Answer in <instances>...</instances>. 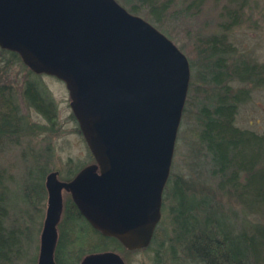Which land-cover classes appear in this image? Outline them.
Listing matches in <instances>:
<instances>
[{
  "label": "water",
  "instance_id": "1",
  "mask_svg": "<svg viewBox=\"0 0 264 264\" xmlns=\"http://www.w3.org/2000/svg\"><path fill=\"white\" fill-rule=\"evenodd\" d=\"M0 48L65 82L94 156L69 180L58 170L47 174L37 264H58L64 192L103 235L128 250L148 247L162 218L188 96V56L117 0H0ZM80 264L126 262L104 250Z\"/></svg>",
  "mask_w": 264,
  "mask_h": 264
},
{
  "label": "rangeland",
  "instance_id": "2",
  "mask_svg": "<svg viewBox=\"0 0 264 264\" xmlns=\"http://www.w3.org/2000/svg\"><path fill=\"white\" fill-rule=\"evenodd\" d=\"M117 1L127 9L130 8L129 0V2ZM183 1L185 0H176V4L169 8L162 22H156L145 9L133 13L144 17L168 35L188 58L193 55L192 46L197 37L226 32L228 41L236 48L235 51L233 50L235 59H247L264 66V0H191V13L187 16L181 12ZM225 9L234 14L237 20L227 16ZM174 15L178 18H173ZM195 72L196 69L192 68L171 174L164 192L163 217L151 244L138 250L111 245L91 250L90 244L99 246L104 241L89 231V236L86 238L81 237L82 235H79V239L74 237L76 240L74 248L72 247V254L76 255L81 249L77 264L86 254L104 250L118 252L126 264H175L174 262L178 260L191 263V254L182 249L177 239L179 231L173 223L175 213H172L171 206L175 203L173 190L177 179L182 180L185 186L192 184L202 189V186L206 185L207 189L209 188V192L203 190L205 193L196 195L195 200L207 202L210 215L224 227L239 228L244 222L264 224L263 214L251 211L245 213L240 203L232 197L228 198L225 193L219 192L216 178L211 176L208 178L206 173L203 178L200 177V169H204L207 165L209 167L211 164L204 163L206 159L202 162V159L193 158L197 123L195 117L198 106L203 100V95L193 88ZM30 81H37L38 85L44 86L47 94L55 101L57 117L54 122L49 121L29 103L26 88ZM0 84L9 86L21 118L32 126L31 130L26 129L20 134L13 135L12 140L0 149V163L5 170L6 183L10 188L11 216L16 214L19 217L16 227L24 232L25 239L22 257H19L14 264H37L40 237L47 209L45 185L47 174L58 170L60 179L69 180L82 167L92 163L94 156L73 113L70 94L63 80L46 73L37 74L31 71L11 52L2 51L0 48ZM227 84L233 92L244 90V88L248 90L246 99L238 105L236 125L242 129L263 132L264 85L255 86L237 79L228 80ZM200 88L208 90L209 86ZM43 185L46 192L38 195ZM68 198V192H64V201ZM66 217L64 213L63 220H66ZM81 227L84 232L87 229L90 230L86 229V225L82 224ZM75 233L79 234V232Z\"/></svg>",
  "mask_w": 264,
  "mask_h": 264
},
{
  "label": "trees",
  "instance_id": "3",
  "mask_svg": "<svg viewBox=\"0 0 264 264\" xmlns=\"http://www.w3.org/2000/svg\"><path fill=\"white\" fill-rule=\"evenodd\" d=\"M129 1L131 12L145 9L156 22H162L169 8L176 4V0ZM182 7L181 12L185 16L189 15L191 0L183 1ZM224 12L236 19L227 9ZM172 17L178 18L177 15ZM225 28L228 30V26ZM235 49L228 41L226 32L204 34L193 43V55L189 58L191 70L196 69L193 78L196 86L193 84V88L203 95L195 117L196 147L193 146V158L202 159V162L206 159L204 163L211 164L200 169L201 178L205 173L208 178H216L218 191L240 203L245 213L251 211L264 215V131L259 133L236 125L238 105L246 99L248 90L244 88L233 92L227 84L228 80L237 79L262 86L264 66L247 59H235ZM1 50L11 52L23 62L17 52ZM205 85L209 86L208 90L200 88ZM26 97L49 121H55L57 106L44 86L38 85L37 81H30ZM26 129L31 130L32 126L21 118L9 86L0 84V149L12 140L13 135ZM208 189L206 185L200 189L192 184L185 186L180 179L175 181V203L171 206L172 213H175L173 223L179 231L177 239L182 249L191 254L192 262L178 260L174 263L264 264V224L244 222L239 228L224 227L210 215L207 202L195 200L196 195L205 193L203 190L209 192ZM45 192L43 185L38 195ZM9 195L6 173L0 163V264H14L22 257L24 248V232L16 227L19 217L16 214L11 216ZM64 213L67 217L59 224V241L55 253L59 264L78 263L81 249L76 255L72 254L76 240L74 237L79 239V235H82L86 238L89 231L104 241L99 246L90 244L91 250L110 245L124 247L117 238L105 236L93 227L81 215L70 194L64 204ZM82 224L90 230L82 231Z\"/></svg>",
  "mask_w": 264,
  "mask_h": 264
},
{
  "label": "flooded vegetation",
  "instance_id": "4",
  "mask_svg": "<svg viewBox=\"0 0 264 264\" xmlns=\"http://www.w3.org/2000/svg\"><path fill=\"white\" fill-rule=\"evenodd\" d=\"M164 204V203H163ZM63 214H64V211H63ZM82 215V214H81ZM83 216V215H82ZM62 217H63V215H62ZM84 217V216H83ZM162 217H163V209H162ZM85 218V217H84ZM86 219V218H85ZM162 219V218H161ZM63 220V218L61 219V221ZM87 220V219H86ZM61 221H60V223H61ZM88 221V220H87ZM89 222V221H88ZM59 223V224H60ZM58 246V245H57ZM57 250V249H56ZM57 261V260H56ZM57 263L59 264V262L57 261ZM80 264V263H79Z\"/></svg>",
  "mask_w": 264,
  "mask_h": 264
}]
</instances>
